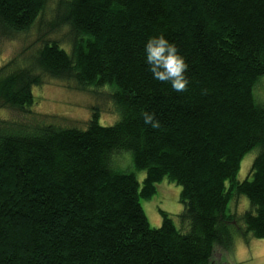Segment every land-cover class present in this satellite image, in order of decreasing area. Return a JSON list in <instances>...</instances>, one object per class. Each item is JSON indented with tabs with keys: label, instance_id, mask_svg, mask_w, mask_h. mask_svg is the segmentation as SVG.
Instances as JSON below:
<instances>
[{
	"label": "trees",
	"instance_id": "16d2710c",
	"mask_svg": "<svg viewBox=\"0 0 264 264\" xmlns=\"http://www.w3.org/2000/svg\"><path fill=\"white\" fill-rule=\"evenodd\" d=\"M48 3L0 0V37L42 26ZM52 12L60 39L42 34L0 67V107L23 117L0 119V264H212L215 247L264 239V0H57ZM158 34L189 65L183 92L144 63ZM47 79L96 101L86 128L31 111ZM101 99L120 115L112 126L98 124ZM123 153L134 172L117 170ZM163 180L181 188L186 232L162 211L148 224L141 201Z\"/></svg>",
	"mask_w": 264,
	"mask_h": 264
},
{
	"label": "rangeland",
	"instance_id": "374dc122",
	"mask_svg": "<svg viewBox=\"0 0 264 264\" xmlns=\"http://www.w3.org/2000/svg\"><path fill=\"white\" fill-rule=\"evenodd\" d=\"M57 0H49L48 10L44 17V24L38 25L21 35H15L12 38L0 37V67L15 57L21 59V51L24 48L34 45L35 41L42 36L47 35L49 38L60 39L65 33V28H52L47 25L53 22V12ZM42 37V38H43ZM38 43V42H37ZM36 43V44H37ZM33 106L31 111L35 114L42 115L49 122H61L62 125L86 128V121L90 119L91 108L96 104L89 96L80 94L75 91L64 88L58 81L48 80L39 87L32 88ZM96 99L94 96H91ZM256 102L264 105V78L260 79L255 87ZM101 113L98 124L100 126H112L119 119L120 115L112 108L110 102L106 99H101ZM52 118V119H51ZM0 119L14 122L23 121L20 113L0 107ZM50 124V123H46ZM80 129V128H79ZM121 158L116 159L119 163L117 170L123 172H134L131 157L129 153L121 154ZM256 156L255 151H251L244 156L240 163L237 180L243 181L248 177L252 161ZM136 177L139 182L142 181L144 174L136 172ZM155 196L148 201H141V208L147 218L150 228L157 229L161 225V216L159 211L166 213L175 227L186 232L185 226L182 230L179 216L182 215L184 207L180 202L181 188L167 180H163L156 187ZM229 207V211L234 214H241L248 208V202L244 197L233 196ZM212 264H264V239H254L251 236L242 238L238 236L234 239L233 249L231 251H223L217 247L213 250Z\"/></svg>",
	"mask_w": 264,
	"mask_h": 264
},
{
	"label": "clouds",
	"instance_id": "9594fccd",
	"mask_svg": "<svg viewBox=\"0 0 264 264\" xmlns=\"http://www.w3.org/2000/svg\"><path fill=\"white\" fill-rule=\"evenodd\" d=\"M143 59L153 80L169 83L177 93L186 90L190 82L187 76L189 65L178 46L165 35H153L146 39ZM141 115L145 124L152 128L159 127L154 113L143 112Z\"/></svg>",
	"mask_w": 264,
	"mask_h": 264
}]
</instances>
